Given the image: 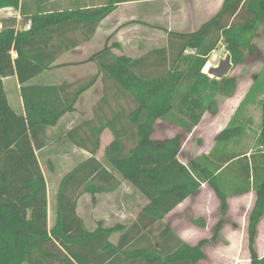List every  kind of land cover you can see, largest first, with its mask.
<instances>
[{"label":"trees","instance_id":"trees-1","mask_svg":"<svg viewBox=\"0 0 264 264\" xmlns=\"http://www.w3.org/2000/svg\"><path fill=\"white\" fill-rule=\"evenodd\" d=\"M127 1L134 0H106L102 6L36 10L32 14L23 9L20 27L16 16L3 20L0 264H197L205 258L208 240L192 245L164 219L206 182L218 196L223 214L212 240L224 223L229 197L255 191L248 218L247 248L250 264H264L256 245L264 216V94L260 149L252 152L251 160L243 157L247 151H231L243 131V126L236 123L237 116L219 132L210 153L198 155L189 163L179 159L182 135L164 140L152 136L158 119L192 132L207 111H218L219 96L234 93L237 83L233 77L218 79L203 69L220 43L231 54L234 66L255 50L254 40L264 22V0H224L221 9L198 29L167 30V44L141 57L115 52V48L121 50V45H108L109 37L107 44L88 59L98 65V74L60 85L35 82L54 67L63 53L91 40L100 23ZM19 5L20 0H0V8ZM29 21L31 27L26 29ZM100 73L104 92L95 106V117L68 133L73 144L91 156L62 179L50 226L47 180L38 152L48 145V128L76 109L79 97L96 83ZM14 74L21 84L25 113L13 108L5 90L4 78ZM258 83L259 76L239 108L251 101L249 96ZM127 101L135 105L128 112L123 104ZM123 118L128 119V126L119 124ZM107 128L114 135L105 150L110 168L96 157L101 134ZM128 139L133 140L130 147L125 143ZM123 180L136 187L148 203L130 225L99 224L90 230L78 213L79 199L86 193L95 200L98 193L114 192ZM117 232L121 235L114 244L111 237Z\"/></svg>","mask_w":264,"mask_h":264},{"label":"rangeland","instance_id":"rangeland-1","mask_svg":"<svg viewBox=\"0 0 264 264\" xmlns=\"http://www.w3.org/2000/svg\"><path fill=\"white\" fill-rule=\"evenodd\" d=\"M123 12V11H122ZM120 11V14L122 13ZM166 41L161 40L158 36H153L145 42L142 47V51L138 48V42L131 45L122 47V52L127 55L141 57L152 49H156L164 46ZM136 44V45H135ZM166 45V44H165ZM254 51H249L246 56L244 63L233 66L228 76L233 77L236 80L237 86L234 93L230 96L234 97V100H229L228 96L218 97V111L211 113L207 111L198 126H196L192 132L186 131L181 126L172 123L168 120L158 119L155 124V131L153 133V139L164 140L173 137L177 134L182 135L183 140L181 144V150L179 159L184 163H189L196 156L209 152L215 145L216 137L219 132L226 126L228 119L233 112L236 104L239 101L237 98L238 93L244 95L250 86L257 79L259 74V83L256 91L249 96V101L254 100L258 91H264V22L260 25L257 35L254 40ZM117 53H121L120 49L115 48ZM229 52L225 45L220 43L218 48L212 52L210 58L206 64V70L209 67H213L219 64L222 58H225ZM263 71V72H262ZM262 72V73H261ZM212 77V76H211ZM8 90L9 101L16 111L20 109V103L18 100V93L13 88L5 89ZM235 94V95H234ZM235 103V104H234ZM127 107V112L132 110L135 105L127 101L123 103ZM252 104V103H250ZM248 105L244 103L237 114V118L240 119V124L243 126L241 135L237 137L239 143L232 145L231 151L239 150L246 151L247 149H253L257 152L260 147L258 141L260 138L261 131V107L262 102L258 105L249 107V114L252 121L248 122L245 119V114L248 110ZM95 117L93 111L92 118ZM91 118V119H92ZM244 121V123H243ZM64 122V121H63ZM59 128H50L48 135V145L39 153L40 164L43 168L45 177L48 183V202H49V225L52 226L54 223V215L56 210V197L57 191L61 184L62 179L66 176L69 169H74L82 159L81 156L74 154L68 147L74 145L72 137L68 132L62 134L61 130L62 123ZM246 123V125H245ZM122 126H128V119L123 118L119 123ZM74 128V127H73ZM72 128V129H73ZM55 130L59 131V134H55ZM52 131L53 134H52ZM127 147H130L133 143L132 139L125 140ZM49 150V151H47ZM57 151V152H56ZM64 153H67L70 158L65 159ZM48 155H55L47 156ZM58 154L64 156H57ZM99 154V151L97 155ZM97 157V156H96ZM100 160L109 167V164L105 158V153L100 157ZM79 162V163H78ZM110 168V167H109ZM112 169V168H111ZM124 182V183H123ZM122 186L119 191L112 195V197L103 196L101 198L100 210L103 209L104 215H108L109 219L111 214L122 212L121 209L125 210L128 216L125 219V223L130 224L135 215L142 209L145 202H148L147 198L128 181L123 180ZM85 196L80 200V213L89 224V228H94L93 221H96L100 217V214L89 213L86 209ZM132 201V203H130ZM85 204V205H83ZM92 203L89 202V207L92 208ZM82 207V208H81ZM230 212L228 210L227 216L225 217L222 228L220 229L218 236L215 240H212V236L217 228L219 220L223 217L220 209V202L214 194L213 190L205 185L197 194L189 198L179 210L172 212L164 222L169 224L178 234V236L188 243L195 245L201 240L207 239L208 242L204 246L205 258L199 261L197 264H250V254L247 248V236H240L235 234L232 237V232H239L241 230L243 212H239L238 209L232 208ZM118 219V218H117ZM237 219V220H236ZM202 220V221H200ZM117 220L110 219L107 221L109 225L113 226ZM197 221V222H196ZM237 221V222H236ZM203 222V225H201ZM235 223L239 224L238 228H235ZM117 236H113L112 239H116ZM212 240V241H211ZM262 244H264V235L262 237ZM28 264V263H23Z\"/></svg>","mask_w":264,"mask_h":264},{"label":"crops","instance_id":"crops-1","mask_svg":"<svg viewBox=\"0 0 264 264\" xmlns=\"http://www.w3.org/2000/svg\"><path fill=\"white\" fill-rule=\"evenodd\" d=\"M105 2L106 0H20V5L18 8L12 6L0 8V31L3 28V20L11 16L17 17L18 25L20 27L21 16H22L21 13L23 9L26 12V14H32L36 12V10H41L44 12L54 11V10L63 11L67 9H73L78 6H84L90 8V7L102 6L105 4ZM223 3L224 0H134V1L123 2L119 4V6L114 12H112L100 23L94 37L91 40L86 41L80 44L79 46L72 48L69 51L63 53L56 60L54 67L46 70L42 75H40L38 78L35 79V82L37 84H43V85H60L64 82L75 83L81 80H85L90 76L99 73L98 65L93 61H89L88 59L92 54L101 50L107 44V40L109 37L110 40L108 41V45L112 43H119L121 45V52H122V47H125L128 44L131 45L136 42H138L136 43L138 45L136 44L135 45L138 46V48H140L142 51V47L145 44V42L153 36H158L159 38H161V40L166 41L165 44H167V37H168L167 30L194 31L198 29L203 23L211 19L221 9ZM120 11L123 12L120 14ZM115 52L117 51L115 50ZM13 55L14 57H16L17 53L13 51ZM132 57H136V56H132ZM4 86L5 89L13 88L14 91L19 94L18 100L21 106L20 107L21 110L17 112L25 113L24 100L21 94V84L19 82L17 74L4 78ZM249 90H247V92L244 95H240L238 93L237 98H239V101L236 104L235 108L233 109V112L231 113V116L229 117L226 126L229 125L231 121L233 122L234 117L237 116L238 111L243 105L240 108L239 106L246 97V95L248 94ZM7 91L8 90H6V92ZM103 92H104L103 74L100 73L96 83L91 88L83 92L79 97L75 106L76 109L72 112L66 113L60 118V120L56 125L49 127L47 131V135H49L50 128H55V129L59 128L61 122L63 121L64 122L61 125L63 127L60 130L62 134H65L73 127H76L77 125L81 124L83 121L90 120L92 118V114L96 104L103 96ZM263 94L264 92L257 93L256 98L254 100H251L250 102L246 103L249 104L248 110L245 114V119H247L248 122L252 121V118L250 117L251 115L249 114V107L258 105V103L262 101ZM7 96L9 100V95L7 94ZM228 97L229 100L231 99L234 100V97L236 96L233 97L228 96ZM235 120L237 125H239L240 119L236 117ZM60 130L59 131L55 130V132H57L55 134H59ZM53 132L54 131H52V134ZM113 139H114V135L112 131L109 128L105 129L101 134V145L99 149V154L96 155L99 160L100 157L105 153L106 147ZM67 147L74 154L82 157V159L79 160L80 163L84 162L86 159H88L91 156V154L83 148H79L75 145L66 146L65 148ZM210 151L207 152L206 154L210 153ZM246 151L247 152L243 154V157H247L249 160H251L250 155L252 154L253 149H247ZM40 152H38V154ZM64 155L58 154L57 156H61V157L64 156L65 159H68L72 156L71 154L68 156L67 153H64ZM47 156L54 157L55 155L47 154ZM71 170L72 168L68 170L67 174ZM205 185L209 186L216 195L214 189L210 186L208 182L202 184L201 189ZM118 191L119 189L110 193H98L94 196L95 200L93 198V195L89 193H86L83 196H81V198L78 201V213L84 219L88 228L90 227L88 222L80 213V200L86 196L87 198L85 199L86 200L85 204L88 212L93 214L94 217L96 216V213L100 214V217H95L97 218L96 221H93L95 227L89 228L90 230L92 231L95 230L99 226V224H102L103 226L106 227L111 226L109 225V223H107V221H109L112 218L117 220L116 223H122L126 225H130L136 220L139 212L142 209L137 213V215H135V218L132 219V222L130 224L125 223L124 220L128 216H131V214L128 215V213L123 209H121L122 212H119L117 214L112 213L110 219L108 215H104L103 209L100 210L101 198H103V196L112 197V195L114 196V194H116V192ZM194 195L195 194L191 195L189 198H192V196ZM216 197L219 200L217 195ZM189 198H187L185 201L180 203L175 209H173L165 217V219L168 216H170L172 212L179 210V208H181V206ZM255 199H256V195L253 189L246 192L233 194L232 196L229 197L228 210L231 212L232 211L231 209L235 208L239 210L238 214L239 212L244 213L243 221L242 222L238 221V223H240L241 225V230L239 232L233 231L232 237L235 234L237 235L239 234L240 236H242L243 234L247 236L249 212L255 203ZM89 202L92 203L91 204L92 208L89 207ZM130 203H132V201ZM147 203L148 202H145L143 207ZM53 217L55 219V215ZM238 223H235L236 224L235 228L239 227ZM120 235L121 232L114 233L112 237L113 236L114 237L117 236V237L116 239H112L111 237L112 243L116 244L119 240ZM263 235H264V216L261 219L258 226V235L256 242L257 250L260 256H264V244H262Z\"/></svg>","mask_w":264,"mask_h":264},{"label":"water","instance_id":"water-1","mask_svg":"<svg viewBox=\"0 0 264 264\" xmlns=\"http://www.w3.org/2000/svg\"><path fill=\"white\" fill-rule=\"evenodd\" d=\"M234 64L232 62V56L230 53L226 55L225 58H222L218 65L209 67L207 72L208 75L222 79L223 77L227 76L230 71L232 70Z\"/></svg>","mask_w":264,"mask_h":264},{"label":"built area","instance_id":"built-area-1","mask_svg":"<svg viewBox=\"0 0 264 264\" xmlns=\"http://www.w3.org/2000/svg\"><path fill=\"white\" fill-rule=\"evenodd\" d=\"M31 24H32V22H31V21H29V22L27 23V25H26V29H30V27H31Z\"/></svg>","mask_w":264,"mask_h":264},{"label":"bare ground","instance_id":"bare-ground-1","mask_svg":"<svg viewBox=\"0 0 264 264\" xmlns=\"http://www.w3.org/2000/svg\"><path fill=\"white\" fill-rule=\"evenodd\" d=\"M205 69H206V67H205ZM207 70H208V69H207ZM207 70H206V71H207Z\"/></svg>","mask_w":264,"mask_h":264}]
</instances>
